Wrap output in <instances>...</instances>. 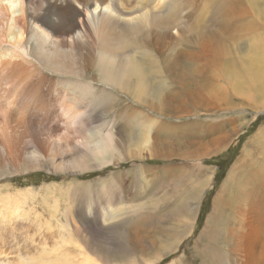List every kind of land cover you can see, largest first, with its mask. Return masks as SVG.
Here are the masks:
<instances>
[{
	"label": "bare ground",
	"instance_id": "bare-ground-1",
	"mask_svg": "<svg viewBox=\"0 0 264 264\" xmlns=\"http://www.w3.org/2000/svg\"><path fill=\"white\" fill-rule=\"evenodd\" d=\"M206 1L203 10L211 16L194 21L203 14L200 11L191 20L198 0H0V193L6 195L5 200L0 199V236L32 229L17 226L1 213L14 208L8 213L21 217L17 211L33 193L32 188L23 193L18 190L33 185L20 178L25 173L47 169L51 172L43 181L60 180L63 185L68 175L85 177L102 172L110 162L119 163L117 124L132 136L133 143L140 141L129 147L123 160L142 159L150 151L152 131L160 146L169 145L171 134L170 140L197 134L205 141L208 124H214L211 135L221 133L214 118L174 125L169 130L166 117L197 118L203 108L228 107L225 105L234 99L231 94L257 104L256 99L264 96V65L257 67L254 76L249 69L252 62H264L257 47L264 39V0ZM132 2L134 6H125ZM183 10L189 16L177 19ZM185 31L190 36L184 40ZM247 35L250 39L241 38ZM239 48L245 66L233 58L231 51L241 52ZM245 50L254 55L252 60ZM200 143L205 153V145ZM254 148L263 163L253 174L257 182L250 186L249 194L260 185L264 203V140L258 139ZM71 182H66L64 190L63 186L52 189V198L62 192L71 197L81 188V183L69 188ZM234 182L235 176L227 177L225 185ZM251 199L256 201L253 196ZM65 201L70 207V200ZM243 204L240 210L235 208L240 221L230 219L227 224L215 202L210 228L220 222L225 225L223 238L229 245V259L264 264V213H257L251 200ZM222 206L229 207V199ZM40 211L31 205L29 218H40ZM96 212L93 205L86 216L95 218ZM66 216L75 218L70 208ZM41 229L34 230L53 228ZM242 231L247 238L241 244ZM255 234L259 238L256 245L251 237ZM205 253L204 260L225 264L223 249L211 253L206 248Z\"/></svg>",
	"mask_w": 264,
	"mask_h": 264
},
{
	"label": "rangeland",
	"instance_id": "rangeland-1",
	"mask_svg": "<svg viewBox=\"0 0 264 264\" xmlns=\"http://www.w3.org/2000/svg\"><path fill=\"white\" fill-rule=\"evenodd\" d=\"M205 3L208 5L206 0H198L199 5L193 10L195 13L190 14L191 20L199 15L194 21L211 16L209 12L204 13ZM134 5L132 2L125 6L130 8ZM135 7L139 9L137 4ZM200 11H203L202 15ZM188 16L183 10L177 19L186 20ZM186 31L182 33L184 40L190 36ZM261 34L264 36V30ZM173 35L177 36L178 33L174 32ZM241 38L248 40L250 35ZM257 47L264 56V39ZM239 50L241 52L231 51L235 55L233 58L239 66H245L243 51L241 48ZM245 52L246 57L252 60L254 55ZM154 55L159 57L156 52ZM263 65L264 62H252L249 73L256 75L257 67ZM230 98L234 99L225 105L228 107L201 109L200 118L182 115L179 118L166 117L164 122L172 130L171 126L174 125L181 127L191 121L214 118L217 127H221L220 134L211 135L214 124H208L204 132L207 137L205 141V137L197 134L190 139L183 140L181 136L170 140L171 134L169 145L160 146L156 145L158 138L152 131L149 137L150 151L142 159L123 160L127 158L124 154L129 147L139 145L140 141L133 143L132 136L121 124H117L114 133L119 140V163L110 162L103 167L102 172L85 177L76 175V178H72L68 175L66 182L70 184L72 181L69 188L74 185L77 187L76 183L82 184L79 186L81 188L72 192L71 197L62 192L52 198V189L63 186L64 190L67 183L64 181L60 185V180L44 182L43 177L50 174V170L22 175V180L33 185L18 187L19 192L32 188L30 192L33 193L26 200L27 204L17 211L21 217L8 213L13 212L14 208L8 212L2 210L1 213L6 215L5 219H13L11 221L17 226H31L32 229L21 233L7 232L0 236V264H213L204 260L206 248L211 253L222 252L223 249L227 256L225 264H240V260L229 259V245L223 238L227 233L225 225L220 222L211 230L208 220L215 202L221 209V220H227V224L228 220L234 223L240 221L239 211L236 210H240L243 203L250 200L257 213H264L260 185L256 186L254 193L249 194L250 186L257 182L253 174L260 171L263 163L262 156L254 147L258 139L264 140V96L256 99L259 101L254 106L237 94H231ZM152 118L157 121L153 115ZM153 127L155 129V124ZM179 140L181 143L177 144ZM201 141L205 145V153L199 148ZM165 151L168 155L162 156ZM143 170L147 171L143 173ZM231 176H235V182L225 185L226 178ZM8 185H12V182H8ZM5 196L0 193V199L5 200ZM67 198L70 207L64 205ZM228 199L230 206L223 207V202ZM34 204L41 209V216L35 221L28 214L29 207ZM58 204L60 207L54 214ZM93 205L97 207L96 217L90 218L86 215ZM69 208L75 217L73 219L65 218ZM36 227H41V230L53 229L35 232ZM244 233H241V244L247 238ZM251 237L256 245L258 236L255 234Z\"/></svg>",
	"mask_w": 264,
	"mask_h": 264
}]
</instances>
